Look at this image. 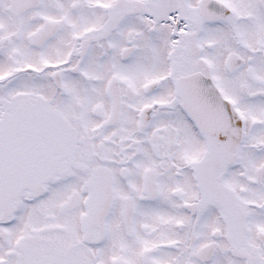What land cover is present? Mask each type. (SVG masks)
I'll list each match as a JSON object with an SVG mask.
<instances>
[{
  "label": "snow or ice",
  "instance_id": "6c2138e0",
  "mask_svg": "<svg viewBox=\"0 0 264 264\" xmlns=\"http://www.w3.org/2000/svg\"><path fill=\"white\" fill-rule=\"evenodd\" d=\"M0 264H264V0H0Z\"/></svg>",
  "mask_w": 264,
  "mask_h": 264
}]
</instances>
